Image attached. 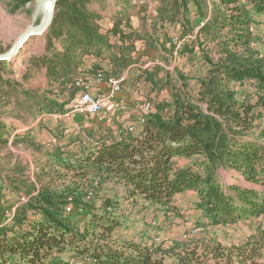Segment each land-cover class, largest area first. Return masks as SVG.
<instances>
[{
	"label": "trees",
	"instance_id": "1",
	"mask_svg": "<svg viewBox=\"0 0 264 264\" xmlns=\"http://www.w3.org/2000/svg\"><path fill=\"white\" fill-rule=\"evenodd\" d=\"M30 1L16 0L15 6ZM156 1L157 23L146 25L150 2L122 0L123 8L103 33L105 16L92 11L89 0H62L47 33L46 54L35 60L61 94L86 79L79 73L86 56L108 60L112 68L106 75L118 79L128 67L139 66L135 81L150 94L167 95L147 101L152 112H138L131 125L117 123L116 131L99 128V135L73 131L55 136L54 144H41L32 132H17L14 113L6 115L10 123L4 119L5 108L22 93L4 75L10 63L0 65V147L27 144L43 152L44 167L54 173L40 188L19 180L24 168L14 177H1L4 187L26 200L0 203V264H67L74 259L165 264L168 258L176 264H264L262 226L246 241L229 245L196 231L168 242H157L149 232L125 237L130 227L120 198L135 208H157L173 220L183 218L175 198L192 195L203 229L264 219V0ZM137 7L138 14L146 13L143 35L126 31L129 11ZM165 24L173 29L163 43L158 31ZM137 41L149 42L165 63L174 55L182 59L177 76H154L143 69L133 56ZM243 86L253 90L252 97L239 93L237 87ZM24 94L33 116L64 113L62 106L40 100L34 89ZM130 126L138 132H130ZM220 170L233 171L245 184H223ZM36 177L40 182L41 175ZM108 184L120 186L122 194L106 191Z\"/></svg>",
	"mask_w": 264,
	"mask_h": 264
},
{
	"label": "rangeland",
	"instance_id": "2",
	"mask_svg": "<svg viewBox=\"0 0 264 264\" xmlns=\"http://www.w3.org/2000/svg\"><path fill=\"white\" fill-rule=\"evenodd\" d=\"M121 1L122 0H89V7L92 11L102 16L108 17L112 15L113 17L121 7L123 8ZM131 1L133 4L135 3L137 5L148 1L151 2V0ZM15 5L16 0H0V54L9 51L16 40L29 27L39 24L44 15L45 0H32L20 7ZM137 10L138 8L130 9L129 11L131 15L129 17L128 29L132 27V29L136 30L137 34L143 35L144 31L147 30V28H145L147 22L143 23L142 21L141 23L140 19L143 18V15L146 13L140 11V14L136 15L137 13H134ZM200 22L201 21L198 20V23ZM146 25L149 26L148 23ZM169 32L170 30L168 29L158 31V37L161 38L163 43H165ZM183 37L184 36H179L177 39L182 40ZM55 43L58 44V41L55 40ZM47 46H49V37L47 34L43 37L33 39L22 49L20 55L6 67L7 69L5 68L6 70L4 72L5 76L11 77L15 81L16 86L19 88L18 91L22 93L21 95L14 96L11 100V104L5 108L4 111H6V113L3 114L4 119L10 123L11 120L6 115L14 113L15 119H12L14 120L12 124L15 125V129L18 130L17 132L24 134L25 132H32L33 136L35 135L36 140L41 144H53L52 141L56 138L55 136H63L73 131L80 132L85 129L86 131L95 133V124L100 123L106 125V122L112 119L113 116H118L119 119H121L122 117L120 115L128 111L129 115L130 110L139 112L141 115L142 107L145 102H154L155 99L158 100L164 98L165 94L167 95L166 91L160 92L159 94H150L144 84L136 82V68H139L138 66L128 73L122 81V92H120V94H124L126 103H124V100L118 101H123L122 104L124 103L125 109H120L114 114H102L94 118H91V116L86 113H72L73 102L78 99L84 90L79 86H76V89L69 87V92L61 94L58 85L50 84L52 80L49 79L47 73L45 74V66H42L41 62L35 65V60L39 61L41 59L47 51ZM133 56L135 59H140V66L143 67V69H148L154 76L163 77L177 76L176 69L178 66L182 65L183 61L174 55L173 58H168V61L165 63L159 58L160 52L152 45L149 46V42L145 41H137L136 51ZM171 85L172 88L176 85L175 80H172ZM32 89L38 93L40 100H43L46 104L62 106L64 113L49 114L47 111H43L40 112L38 116H35L37 114L33 116V108L31 111L30 101L24 94L27 90ZM74 92H76V95L71 99V95H73ZM5 102L6 101H3V104ZM157 102H159V100ZM11 105L12 108L10 107ZM14 107H16V110H14ZM166 114L168 115L169 112ZM127 118L126 115L125 120ZM44 159L45 155L43 152H36V150L27 144H20L17 146H11L10 144L9 146L0 147V203L6 202L7 204H16L26 200L25 197L20 198L19 195L11 193L7 187H4L1 182V177H12L13 175H17L16 172L24 168L26 169L25 173L23 170L25 176L19 177V180H22L25 184L29 186L35 184L37 188H40L42 184L49 182L50 178L54 176V173H52L50 169H47V166L44 167L46 163ZM38 174L41 175L40 182H38L36 177ZM235 176L236 174L233 171H219V177L223 184H245V181L242 179L238 180ZM105 190L112 194H122V188L113 184H108ZM119 202L125 205L124 215L130 227L125 233L126 238L135 237L142 232H149V236H155L157 242H168L172 239L180 238L191 231H196L198 235L204 233L208 238H213L223 245H229L246 241L258 227H264V219H260L241 222L234 226L207 227L203 229L199 227L203 219L201 213L195 208L196 198L192 195H180L175 198L174 202L177 204L183 218H176L173 220L166 217L167 215L157 208H145L141 204L135 208L128 205L122 198H120ZM68 262L67 264H92L77 259ZM165 264H176V262L174 259L168 258Z\"/></svg>",
	"mask_w": 264,
	"mask_h": 264
},
{
	"label": "crops",
	"instance_id": "3",
	"mask_svg": "<svg viewBox=\"0 0 264 264\" xmlns=\"http://www.w3.org/2000/svg\"><path fill=\"white\" fill-rule=\"evenodd\" d=\"M150 2V1H148ZM151 6H150V9L148 10L147 12V15H148V20L146 21L149 25L153 24V23H157V20L153 17H156L157 16V12H156V8L159 6V2L156 1V2H153V0H151L150 2ZM138 10L134 13L136 14L140 8L137 7ZM140 14V13H139ZM138 15V13L136 14ZM146 14L143 15V17H145ZM112 15L108 16V17H105L101 20L100 22V27H101V30L103 33H106L111 27H112V22L110 21ZM153 20H152V19ZM141 20V19H140ZM141 23H142V20H141ZM170 30L172 31V27L170 29V27L168 25L165 24V28L164 30ZM126 31H135V29H132L129 28V29H126ZM114 41V40H112ZM54 45L55 47L59 50V51H62V46H61V43L58 42L55 43V40H54ZM46 54V52H45ZM136 66H130L128 67L122 74L121 76V79H125L126 75L128 73H130L133 68H135ZM112 66L110 64V62L108 60H105L103 58H97L95 56H86L84 59H83V62L80 66V70H79V73L81 76L83 77H92L94 74L98 73V72H103L105 74H107L110 70H111ZM47 73V70L45 69V74ZM92 93V95H97V94H108L110 92V87L105 84V83H96V82H93L91 83L90 85V89H89ZM237 90H239V93H241L244 97L246 96L247 98L248 97H252L253 96V90L248 87V86H243V87H237ZM117 100H124L125 101V98H124V94H118L116 96ZM123 102V101H122ZM126 103V101L124 102ZM123 103V104H124ZM129 111L128 112H123L122 115H120L122 118L119 119V117H114L112 119H109L108 122H106V125H103V124H95L96 125V129H95V132L97 135H99L101 132L99 131V128L102 129L103 131L105 130H108L109 128L111 129H114L115 131L117 130V128L115 127L117 123H124L126 122V124H132L133 122H131L130 120L133 118V117H136L137 116V113L136 111H132L130 110V114L128 115ZM127 115V119L125 120V116ZM91 118H94V117H91ZM34 126V125H33ZM32 126V127H33ZM13 140V138L11 139V141ZM39 142V141H38ZM53 144L56 143V139H54L53 141Z\"/></svg>",
	"mask_w": 264,
	"mask_h": 264
},
{
	"label": "built area",
	"instance_id": "4",
	"mask_svg": "<svg viewBox=\"0 0 264 264\" xmlns=\"http://www.w3.org/2000/svg\"><path fill=\"white\" fill-rule=\"evenodd\" d=\"M122 79L115 78L104 74L103 72H98L92 77H86L77 83V86L81 87L84 91L78 97L75 102H73L72 113H86L91 117L100 116L102 114H114L120 109H125L126 107L119 102L116 96L122 92ZM105 83L110 87V92L108 94H97L92 95L90 93L91 83ZM152 104L150 102H145L142 107V113L147 115L152 112ZM130 132H138L137 126H130Z\"/></svg>",
	"mask_w": 264,
	"mask_h": 264
},
{
	"label": "water",
	"instance_id": "5",
	"mask_svg": "<svg viewBox=\"0 0 264 264\" xmlns=\"http://www.w3.org/2000/svg\"><path fill=\"white\" fill-rule=\"evenodd\" d=\"M62 0H45V11L43 18L38 25L29 27L14 43L9 51L0 54V65L4 62L11 63L16 59L22 49L31 42L33 39L43 37L51 29L55 13L56 6Z\"/></svg>",
	"mask_w": 264,
	"mask_h": 264
}]
</instances>
